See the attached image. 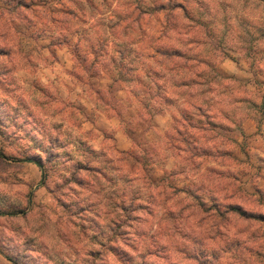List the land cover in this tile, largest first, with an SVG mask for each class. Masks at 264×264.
I'll return each instance as SVG.
<instances>
[{"label":"clouds","instance_id":"1","mask_svg":"<svg viewBox=\"0 0 264 264\" xmlns=\"http://www.w3.org/2000/svg\"><path fill=\"white\" fill-rule=\"evenodd\" d=\"M0 264H264V0H0Z\"/></svg>","mask_w":264,"mask_h":264}]
</instances>
